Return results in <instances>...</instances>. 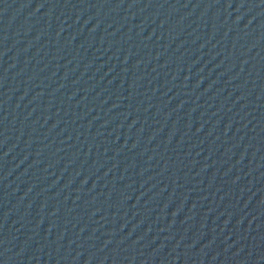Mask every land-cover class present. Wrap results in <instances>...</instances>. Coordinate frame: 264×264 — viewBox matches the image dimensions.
Instances as JSON below:
<instances>
[{"label": "water", "instance_id": "obj_1", "mask_svg": "<svg viewBox=\"0 0 264 264\" xmlns=\"http://www.w3.org/2000/svg\"><path fill=\"white\" fill-rule=\"evenodd\" d=\"M264 208V0H0V264H158Z\"/></svg>", "mask_w": 264, "mask_h": 264}]
</instances>
